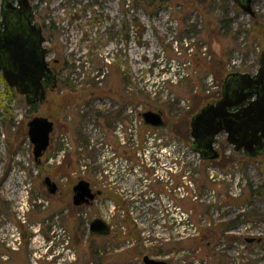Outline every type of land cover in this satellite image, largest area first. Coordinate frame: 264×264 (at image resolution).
<instances>
[{
  "label": "rangeland",
  "instance_id": "obj_1",
  "mask_svg": "<svg viewBox=\"0 0 264 264\" xmlns=\"http://www.w3.org/2000/svg\"><path fill=\"white\" fill-rule=\"evenodd\" d=\"M31 3L48 59L59 61L58 87L30 106L0 76V264H144V255L264 264V154L236 152L223 133L220 158L204 161L190 127L225 75L257 72L264 34L256 19L234 0ZM252 5L264 30V0ZM150 110L167 124L144 125ZM36 116L55 123L40 163L28 134ZM47 176L58 193L43 184ZM80 180L101 194L78 207ZM96 218L110 234H91ZM253 237L261 241H246Z\"/></svg>",
  "mask_w": 264,
  "mask_h": 264
},
{
  "label": "water",
  "instance_id": "obj_2",
  "mask_svg": "<svg viewBox=\"0 0 264 264\" xmlns=\"http://www.w3.org/2000/svg\"><path fill=\"white\" fill-rule=\"evenodd\" d=\"M246 13L254 15L252 0H234ZM3 21L6 30L0 33V68L10 87H17L27 98V104L43 103L46 90L42 78L46 77L51 85L56 84L55 72L45 62L38 37L39 24H31L33 10L29 0H18L15 5L11 0H3L1 4ZM36 29L33 33L26 32ZM4 56L5 60L2 59ZM233 108H236L233 110ZM144 124L149 127H164L166 122L161 111L142 113ZM192 149L203 160H216L220 152L216 149L217 136L227 134L228 143L236 151L254 157L264 147V50L260 57V67L255 74L229 73L222 83V98L205 105L191 120ZM55 129L52 119L36 116L28 122V134L34 146L33 154L37 163L47 152L51 144V135ZM43 184L49 193L56 194L59 186L47 176ZM73 203L75 206L90 204L101 192H93L91 183L80 180L73 187ZM92 235L107 236L111 233V225L102 218L91 222ZM255 238H247L252 243ZM260 240V239H257ZM144 264H170L166 260L143 256Z\"/></svg>",
  "mask_w": 264,
  "mask_h": 264
},
{
  "label": "flooded vegetation",
  "instance_id": "obj_3",
  "mask_svg": "<svg viewBox=\"0 0 264 264\" xmlns=\"http://www.w3.org/2000/svg\"><path fill=\"white\" fill-rule=\"evenodd\" d=\"M15 5H18V0H11ZM30 1V4H31V7H32V10H33V16H32V18H31V21H32V25L34 26V24H39V27H40V29H41V31H40V33H38V37L40 38V40L42 39L43 41H42V44H41V47H42V49H43V51H45L44 52V58H45V62L47 63V66H48V68L49 69H51V70H53L54 72H55V78H56V84L54 85V86H52L51 85V83H50V81H48L47 79H46V77H43L42 78V83H43V85H44V88H45V90H46V99H45V101L43 102V103H45L46 101H47V95H48V92L49 91H54V90H56V88L58 87V76H59V71H58V69H57V67H56V65H58V63H59V61L58 60H55L54 61V64L55 65H53L50 61H49V59H48V56H49V54H50V52H51V50H50V48H48L47 46H46V43H47V39H46V36H45V27L43 26V24L39 21V20H37L36 19V12H35V8L33 7V5H32V3H31V0H29ZM2 2H3V0H2ZM2 2H1V4H2ZM237 4V3H236ZM238 5V4H237ZM0 14H1V22H0V33H3L5 30H6V28H5V25L4 24H2V21H3V16H2V8H1V5H0ZM30 32H32L33 33V36L35 37V34H36V29H31V30H28L26 33L27 34H30ZM29 36H31V34L29 35ZM1 54V53H0ZM2 59H4L5 60V58H4V56H2ZM0 76H2L5 80H6V78H5V76H4V72H3V70L0 68ZM6 82H7V80H6ZM9 86V85H8ZM10 87V86H9ZM19 96H22V97H24L25 98V100H26V103H27V101H28V98L24 95V94H21L20 92H19V90H18V88L17 87H11ZM222 98V84H221V94H220V97L218 98V99H216V101L217 100H219V99H221ZM214 101H209L207 104H209V103H213ZM43 103H40V102H37V103H34V104H30V106H36V105H39V104H43ZM207 104H205V105H207ZM204 105V106H205ZM203 106V107H204ZM202 107V108H203ZM201 108V109H202ZM200 109V110H201ZM236 108H233V110H235ZM199 110V111H200ZM199 111H197L196 112V114L199 112ZM196 114H193L192 115V117H191V120H192V118L196 115ZM165 120V119H164ZM221 134H223V133H221ZM221 134H219V135H221ZM224 134H226V133H224ZM218 135V136H219ZM218 136L216 137L217 138V140H218ZM191 138H192V136H191ZM226 138H227V134H226ZM228 142V141H227ZM192 144H193V138H192V143H191V148H192ZM233 149H234V147H233ZM193 150V149H192ZM236 151V150H235ZM236 152H240V151H236ZM243 152V151H242ZM244 153V152H243ZM264 154V147H263V150H262V152L261 153H259V154H257L256 156H254V157H251V156H247V157H249V158H256V157H258V156H261V155H263ZM204 161H207V160H204ZM58 191H59V189H58ZM58 191H57V193H58ZM93 192H95L94 191V189H93ZM253 238H255V240L252 242V243H254V242H260L261 241V238H256V237H253ZM257 239H260V240H257Z\"/></svg>",
  "mask_w": 264,
  "mask_h": 264
},
{
  "label": "trees",
  "instance_id": "obj_4",
  "mask_svg": "<svg viewBox=\"0 0 264 264\" xmlns=\"http://www.w3.org/2000/svg\"><path fill=\"white\" fill-rule=\"evenodd\" d=\"M166 1H168V0H131V3L132 4H134V7H150V6H154V5H156V4H160V5H163V4H165V2ZM207 1V0H206ZM201 2H203V1H201ZM253 18L254 19H256L255 20V23L257 22V24H259V25H261V28H260V31L259 32H261L262 33V35L264 34V30H263V27H262V24L261 23H259V20L257 19L258 18V16L257 15H254L253 16ZM224 21V20H223ZM257 24H255V25H257ZM220 25H218V27H219ZM143 27V25L140 23V22H136L135 23V25H134V29H135V31L137 32V35L138 36H140L141 37V35H142V32H143V30H144V28H142ZM46 28V27H45ZM226 71V70H225ZM190 119V118H189ZM189 119L187 118L185 121H189ZM207 180H210L209 182H212L211 181V179H209V176L207 177V179H206V181ZM197 181V180H196ZM197 182H200V181H197ZM215 183V182H214ZM210 184V185H214V187L216 188V186H215V184H217V183H215V184ZM206 186H207V184H206ZM256 191H252V194H257V193H255ZM189 200H191V197L189 198ZM189 202H191V201H189ZM185 207V210H189L190 209V207H191V205H186V206H184ZM217 232V234H218V230L216 231ZM214 233V232H213ZM137 236V237H139V235H137L135 232H133V236ZM179 242V241H178ZM170 243H172V242H170ZM178 244H180V242L178 243ZM171 248H168V249H166V250H170Z\"/></svg>",
  "mask_w": 264,
  "mask_h": 264
},
{
  "label": "built area",
  "instance_id": "obj_5",
  "mask_svg": "<svg viewBox=\"0 0 264 264\" xmlns=\"http://www.w3.org/2000/svg\"><path fill=\"white\" fill-rule=\"evenodd\" d=\"M130 130V129H129ZM124 143H125V141H124Z\"/></svg>",
  "mask_w": 264,
  "mask_h": 264
},
{
  "label": "bare ground",
  "instance_id": "obj_6",
  "mask_svg": "<svg viewBox=\"0 0 264 264\" xmlns=\"http://www.w3.org/2000/svg\"><path fill=\"white\" fill-rule=\"evenodd\" d=\"M257 73V72H256Z\"/></svg>",
  "mask_w": 264,
  "mask_h": 264
}]
</instances>
